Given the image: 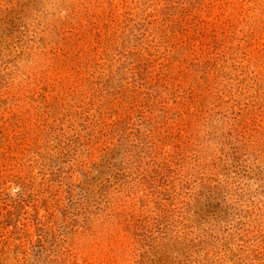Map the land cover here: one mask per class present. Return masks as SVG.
Returning a JSON list of instances; mask_svg holds the SVG:
<instances>
[{
    "label": "rangeland",
    "instance_id": "rangeland-1",
    "mask_svg": "<svg viewBox=\"0 0 264 264\" xmlns=\"http://www.w3.org/2000/svg\"><path fill=\"white\" fill-rule=\"evenodd\" d=\"M0 264H264V0H0Z\"/></svg>",
    "mask_w": 264,
    "mask_h": 264
}]
</instances>
